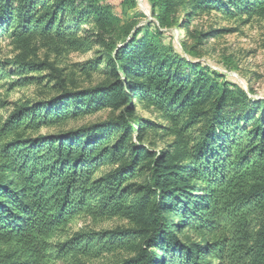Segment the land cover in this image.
Returning a JSON list of instances; mask_svg holds the SVG:
<instances>
[{
    "label": "trees",
    "instance_id": "16d2710c",
    "mask_svg": "<svg viewBox=\"0 0 264 264\" xmlns=\"http://www.w3.org/2000/svg\"><path fill=\"white\" fill-rule=\"evenodd\" d=\"M146 1L162 27L179 2L189 5V18L209 10L232 16L264 13V0ZM116 22L98 0H0V36L21 44L42 37L74 52H90L97 44L108 55L117 45L108 47L93 38ZM149 28L154 35L138 40L142 31L128 32L121 40L124 46L109 55L102 73L114 76L113 83L58 103L16 107L0 119V264H85L81 258L115 256L136 241L141 245L132 257L115 258L111 264H264V110L259 108V120L247 117L245 126L235 127L231 138L223 106L227 101L229 109L242 104L244 92L231 80L215 83L195 67L194 77L183 74V58L166 41V31L154 24ZM6 64H0V76L18 77L10 89L28 84L32 79L27 74L37 71L32 64L16 62L10 75ZM227 86L236 87V93ZM136 98L152 102L173 125L172 148L155 160L143 147H126L132 129L125 118ZM5 105L0 101V110ZM104 106L123 109L104 136L85 131L78 142L25 137ZM204 121L197 135L190 133ZM141 126L147 128L145 122ZM113 137L117 140L108 147ZM177 147L181 150L172 153ZM182 154L191 166L176 167ZM102 166L118 169L95 177ZM142 171L148 182L134 192L130 182ZM188 181L196 185L187 186ZM170 184L174 190L166 188ZM157 194L161 201H155ZM164 212L179 221L171 224L163 219ZM78 216L121 219L136 229L74 234L49 243ZM167 227L169 236L187 229L200 241H179L170 250Z\"/></svg>",
    "mask_w": 264,
    "mask_h": 264
},
{
    "label": "rangeland",
    "instance_id": "374dc122",
    "mask_svg": "<svg viewBox=\"0 0 264 264\" xmlns=\"http://www.w3.org/2000/svg\"><path fill=\"white\" fill-rule=\"evenodd\" d=\"M98 5L107 8L109 13L117 19L116 24L112 27L97 31L94 34L96 38L93 40L103 42L105 46L117 45L116 49L108 55L105 54L104 48L97 44H94L92 51L83 53L71 51L61 44H55L42 37L30 38L21 44L8 36H0V64L7 63L8 74L15 69L14 63L16 62L32 64L37 69L36 72L27 74V77L32 79L28 84L11 89L9 83L18 77L5 76L2 78L0 76V101L6 103L0 110L2 121L16 107L31 109L52 102L58 103L64 98H72L68 95L78 97L89 91L96 93L99 87L113 83L114 76H105L102 73L106 68L105 64L109 55L114 54L118 48L124 46L121 40L128 32L142 31L138 40H141L146 34L154 35V29L149 28L151 24H154V27L161 31H166V41L171 40L175 51L179 52L183 58V74L194 77L191 69L196 68L197 72L202 71L203 75L215 83L220 84L231 80L244 92L246 100L242 104L234 109H229V101H227L223 106L226 118L225 126L230 127L231 138L234 136L235 127L245 126L247 117L254 120L261 118L262 110H264V13L232 16L216 10H209L197 12L195 17L189 18L187 16L189 5L179 2L167 20L164 21V27H162L146 0H98ZM82 29L86 30L87 27ZM148 40L151 41V38ZM199 64L203 66L200 67ZM96 69L100 70L97 71ZM214 74L222 76L216 77ZM38 77L42 79L41 82L34 81ZM124 80V77L120 78L121 82ZM227 87L236 93V87ZM131 105L133 106L131 112L125 118L126 123L132 129L131 138L126 147L128 150L143 147L151 155H155V160L162 151L172 148L175 137L170 129L173 128V125L162 116L161 111L153 106L150 101L131 99ZM64 106L65 104H62V107ZM260 107L262 110L258 111ZM122 110L119 106L115 109L104 106L102 109L94 110L86 115H79L66 122L42 128L36 133H27L25 137L32 139L41 137L44 139L43 141H50L60 136L78 142L80 138L83 139L82 136H84L85 131H91V137L104 136L123 116ZM143 122L147 125L145 130L141 128ZM205 123L206 121L197 122L190 129V133L197 135ZM116 140L115 137L111 138V144L108 147L113 145ZM180 150V147H177L171 151L177 153ZM175 164L176 167L191 166L192 161L182 154V157ZM116 169H118L117 166H102L95 177H102ZM147 182L148 173L142 171L132 179L130 188L134 192L145 189ZM186 185H196V183L188 181ZM166 188L174 190L175 184L167 185ZM155 201H161L159 194H157ZM171 201L172 199L169 197L164 200L167 205ZM162 216L171 224L179 221L178 217L171 216L169 212H164ZM168 228H164V233L168 234L165 242L168 243L166 245L170 247V250L179 241L183 243H189L192 239H195L197 243L200 241V236L191 235L187 229H183L180 233L175 231L169 236ZM117 229L130 230L136 228L121 219L106 220L78 216L58 231L49 243L56 245L72 238L74 234ZM140 245L141 242L136 241L129 251H122L115 256L106 255L98 259L81 258L80 260L85 264H111L116 261L115 258L122 260L132 257L139 250ZM159 247L160 245L155 251L157 254ZM0 249L3 247L1 246ZM47 264H70V262L49 261Z\"/></svg>",
    "mask_w": 264,
    "mask_h": 264
}]
</instances>
